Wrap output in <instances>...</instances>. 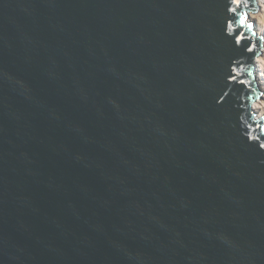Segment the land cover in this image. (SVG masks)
I'll return each instance as SVG.
<instances>
[{"label": "water", "instance_id": "95a60500", "mask_svg": "<svg viewBox=\"0 0 264 264\" xmlns=\"http://www.w3.org/2000/svg\"><path fill=\"white\" fill-rule=\"evenodd\" d=\"M253 0H0V264H264Z\"/></svg>", "mask_w": 264, "mask_h": 264}, {"label": "bare ground", "instance_id": "6f19581e", "mask_svg": "<svg viewBox=\"0 0 264 264\" xmlns=\"http://www.w3.org/2000/svg\"><path fill=\"white\" fill-rule=\"evenodd\" d=\"M253 4V10L247 11L246 21L252 25V29L261 38L258 42V54L254 60L256 66L254 77L260 95L252 102L251 109L254 116L262 120L264 118V0H253Z\"/></svg>", "mask_w": 264, "mask_h": 264}, {"label": "rangeland", "instance_id": "374dc122", "mask_svg": "<svg viewBox=\"0 0 264 264\" xmlns=\"http://www.w3.org/2000/svg\"><path fill=\"white\" fill-rule=\"evenodd\" d=\"M249 12H251V11H249ZM262 45V44H261ZM262 49V48H261Z\"/></svg>", "mask_w": 264, "mask_h": 264}]
</instances>
